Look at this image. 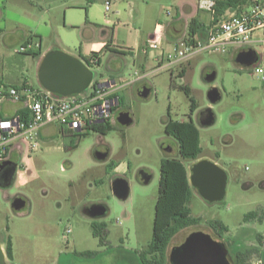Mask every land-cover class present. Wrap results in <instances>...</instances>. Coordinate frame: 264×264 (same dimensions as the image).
<instances>
[{"label":"rangeland","instance_id":"374dc122","mask_svg":"<svg viewBox=\"0 0 264 264\" xmlns=\"http://www.w3.org/2000/svg\"><path fill=\"white\" fill-rule=\"evenodd\" d=\"M104 2L0 0V77L5 83L28 81L42 87L37 58L22 51L31 38L26 49L93 57L87 64L93 79L81 93L113 79L119 98L110 119L112 128L104 134L61 131L55 123L38 137L36 150L17 156L14 150L26 182L20 183L16 173L9 185H0V244L5 245L9 237L14 252L12 262L6 257L7 264H140L137 251L152 237L161 160L170 156L181 160L188 174L195 162L182 158L177 141L165 133L168 115L194 122L202 149L199 159L215 163L227 175L225 196L219 201H206L191 185L189 208L201 222L181 229L168 253L193 231L207 232L221 241L206 224L212 219L228 228L222 242L229 239L235 247L256 245L264 250L257 241L258 235L264 236V73L255 72L264 69L260 45H249L257 54L249 66L236 61L237 46L226 53L199 51L159 66L153 56L160 50L143 48V53L140 46L153 21L165 18L166 10L180 0H110L107 13ZM151 51L153 56L148 57ZM143 85L147 96L139 94ZM211 88L220 94L215 102L208 97ZM12 105L11 111L17 104ZM207 109L214 114V122L204 125L199 115ZM120 112L129 114L130 124L117 120ZM96 152L107 155L98 159ZM111 162L115 168L108 169ZM141 172L149 175L146 183ZM117 177L128 183L125 199L112 191ZM15 198L25 201L19 211L12 207ZM92 204L105 206V214L90 217L85 209ZM248 212L256 217L245 220ZM92 221L106 225L103 245L92 234ZM83 251L96 253L86 256L80 254ZM258 260L257 255L251 258L253 264Z\"/></svg>","mask_w":264,"mask_h":264},{"label":"built area","instance_id":"2783aa9c","mask_svg":"<svg viewBox=\"0 0 264 264\" xmlns=\"http://www.w3.org/2000/svg\"><path fill=\"white\" fill-rule=\"evenodd\" d=\"M198 8L211 16L205 38L177 42L172 52H161V61L171 65L199 51L226 53L230 47L237 46L239 52L243 48L251 49L249 45L253 44L260 45L264 58V0L247 9L220 16H216L215 0H198ZM110 9V0H105V13ZM161 39L162 33L155 31L148 40L147 47L159 50ZM255 72L263 74L264 69L259 67ZM114 84H96L87 94L71 95H60L43 87L35 88L28 82L17 86L0 85V106L3 101L10 100L21 102L26 108L25 118L18 113L0 117V163L9 160L13 145L19 154L21 151L28 153L36 150L39 130L43 125L57 123L69 132L82 133L89 126L100 124L98 121H110L118 104V97L114 95ZM69 231L70 229L67 230ZM254 264H262V261L259 259Z\"/></svg>","mask_w":264,"mask_h":264},{"label":"trees","instance_id":"16d2710c","mask_svg":"<svg viewBox=\"0 0 264 264\" xmlns=\"http://www.w3.org/2000/svg\"><path fill=\"white\" fill-rule=\"evenodd\" d=\"M235 0H215L216 16H220L229 7H234ZM257 2H254V4ZM205 29L203 25L197 23L195 18H192L188 23L187 35L190 39L199 31ZM3 30L0 28V33ZM31 42V38H28L22 47V51L26 54H30L33 57H39L41 55L40 49L28 48V44ZM108 48V47H107ZM115 52H123L117 49H112ZM95 56V54H93ZM81 59L86 63H90L93 57L81 56ZM96 63H100V58L96 56ZM184 71H182V74ZM26 81H23V84ZM15 84L13 86H17ZM7 87V85H4ZM185 92L188 94L189 90L186 87ZM115 95V94H114ZM191 110L195 109V102L191 98ZM18 114H21L23 118L26 116V108L22 107L17 110ZM110 121H106L100 124H93L88 127L87 130H95L100 133H106L110 130ZM164 131L167 135L172 136L178 145V153L182 158L191 159L196 161L199 159V155L202 151L199 142V130L192 120L178 121L169 117L164 123ZM87 132V131H86ZM85 133V132H84ZM83 134V133H75ZM108 169L115 168L114 163L108 164ZM191 184L189 182V174L184 166L183 162L175 157H165L160 163V180H159V194L155 204L154 220L152 227V237L148 245L142 250L137 251L138 260L140 264H169L168 261V247L172 238L184 228L192 225H197L201 222L200 217H194L191 215L189 208V201L191 198ZM255 212H248L245 215V220L255 218ZM206 224L211 228L215 235L221 239L228 231V228L221 221L212 219L207 220ZM92 234L99 238L100 245H103L106 240V225L96 221L91 222ZM213 237V236H212ZM218 240L217 238L213 237ZM257 241L262 243V236H257ZM228 248L229 258L231 264H252L251 258L253 255H257L264 264V250L259 246H250L246 248H240L232 246V242L229 239L223 241ZM5 255L9 262L13 261V247L12 241L8 237L4 245ZM96 251H83L81 255L93 256Z\"/></svg>","mask_w":264,"mask_h":264},{"label":"water","instance_id":"95a60500","mask_svg":"<svg viewBox=\"0 0 264 264\" xmlns=\"http://www.w3.org/2000/svg\"><path fill=\"white\" fill-rule=\"evenodd\" d=\"M257 59L254 50L243 48L236 54V61L243 66H249ZM210 77V76H208ZM93 79V73L88 65L77 56H73L61 50H50L46 52L38 66V81L41 86L49 91L60 95H71L83 92L89 87ZM104 84L99 83L97 85ZM106 84V83H105ZM140 95L147 96L148 90L141 87ZM210 101L220 99L217 89L211 88L208 92ZM117 120L124 125L131 123L127 112H120ZM199 120L204 125L214 122V114L210 109L200 113ZM103 121H98L102 123ZM106 152H96L98 159H104ZM17 164L11 160L0 163V185H9L14 177ZM140 178L143 182L149 180V175L141 172ZM227 175L222 168L207 159H199L190 166L189 182L194 186L200 196L209 202L222 200L225 196ZM112 191L120 199H125L129 193V186L124 178L117 177L112 181ZM25 206L22 198H15L12 207L19 211ZM85 212L93 218L105 214L106 207L102 204H92ZM170 264H231L229 251L225 243L216 240L211 234L204 231H193L189 233L184 241L174 246L168 253ZM0 264H7L5 251L0 244Z\"/></svg>","mask_w":264,"mask_h":264},{"label":"crops","instance_id":"0c3cea01","mask_svg":"<svg viewBox=\"0 0 264 264\" xmlns=\"http://www.w3.org/2000/svg\"><path fill=\"white\" fill-rule=\"evenodd\" d=\"M235 1H236L235 6L227 8L224 11V13H222L221 15L228 14L232 11H240V10L247 9L251 5H253L254 2H261L263 0H235ZM162 13H164L163 10H162ZM192 18H195L197 20V23L200 25H203V27H205V29H203L202 31H199L197 34H195L193 36L192 39H190V37H188V35H187V28H188V23ZM210 21H211L210 14L208 12L198 8V0H180V2L178 3L177 6H175V8L168 9V11L166 12L165 18L158 17L153 21L152 30L149 31L148 34L146 35L147 37H146V39H144L143 45L140 46V51H142L144 53L145 50L143 48H146V50L147 49L150 50V48L147 47V43H148L149 38L151 37V35L155 31L161 32L162 33V39H161V46L159 49L160 51L158 53H155L154 56H153L152 51H151V53L149 52L146 54L148 57L153 56L155 58V60L158 62L159 66H163V65H165V61L164 60L161 61L159 59L161 52L162 53L172 52L174 45L181 40L204 39L206 36L207 25L210 23ZM120 51H123V50H120ZM41 52L42 53L39 57H35V58H37L39 64H40V61H41L43 55L45 54L43 51H41ZM235 52H236V50H235ZM116 53H118V52H116ZM122 53H125V51H123ZM77 57H80V56H77ZM26 82H28V81H26ZM102 83H115V81L113 79H110V80L104 81ZM0 85L1 86H4V85L10 86V85H15V84L5 83L0 77ZM117 95H118V91L116 92V90H115V96H117ZM118 100H119V98H118ZM12 104H17V106L12 108L13 110L11 111L10 107L13 106ZM22 107H23V104L21 102H12L10 100H5L2 102V104L0 106V117L12 116L15 113H17L18 109H20ZM54 124L55 123L43 125L39 130V136H42L43 133H48V130H50L49 128L51 126H53ZM60 127H61V131L65 130V129H63L62 126H60ZM14 150L17 151L15 156H17V154L19 155V152L15 148V145H13L11 148V151L9 153V156H10L9 160L16 159L13 156L15 153ZM16 173H17V177H18L19 182L22 184L25 183L26 177L21 176L23 173H21L19 171V169L17 170ZM1 246L4 250V245L2 244ZM13 259H14V252H13Z\"/></svg>","mask_w":264,"mask_h":264},{"label":"flooded vegetation","instance_id":"af4514ba","mask_svg":"<svg viewBox=\"0 0 264 264\" xmlns=\"http://www.w3.org/2000/svg\"><path fill=\"white\" fill-rule=\"evenodd\" d=\"M141 87H144V85H143V86H141ZM141 87H140V88H141ZM11 161H12V162H14V163H16V162H15V160H11ZM16 164H17V163H16ZM18 168H19V166H18V164H17V168H16V171H15V173H14V176H15V174H16V172H17ZM13 178H14V177H13Z\"/></svg>","mask_w":264,"mask_h":264}]
</instances>
